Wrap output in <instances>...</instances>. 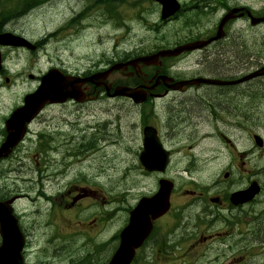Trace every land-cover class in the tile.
Masks as SVG:
<instances>
[{
  "label": "rangeland",
  "instance_id": "374dc122",
  "mask_svg": "<svg viewBox=\"0 0 264 264\" xmlns=\"http://www.w3.org/2000/svg\"><path fill=\"white\" fill-rule=\"evenodd\" d=\"M184 2L185 7L191 4V0H184ZM227 2L230 5L248 4L257 13L264 8V0H227ZM87 4L88 1L82 2V0L30 1L24 10H20L21 7L15 9L10 5H0V23H6L8 28H16L31 37H39L45 34L46 29L52 24L59 25L66 17L71 16L70 13L76 8L77 13H83V17L79 20L75 19L74 26L67 30L73 32L64 37L62 52L58 54L67 67L84 71L96 57H103V53H109L111 48H132L136 43L144 42L143 48L147 50V54H151L164 47H174L199 38L202 35L211 33L210 30L217 25L223 14L220 10L215 12L216 6H214V12L205 11L198 14L194 13L197 10V8H194V12L184 10L177 16L163 21L157 3L143 0H125L122 6L119 7L117 16L121 19L117 22L107 12H104V8L100 9V6H95L94 2L89 11L95 10L96 14L89 17L86 13ZM140 12L145 13L147 16L144 21L139 18ZM79 21L87 24H84V27H78L80 25ZM229 30L231 34L229 43L228 41H222L209 50L197 51L173 59L172 74L176 76V69L189 68L184 74L187 78L198 74L212 76V73L219 76L237 77L256 68V66L245 62L249 57L264 62V24L254 27L249 19H239L229 25ZM107 32H115V38L106 40L104 36ZM117 38L119 41L116 40ZM57 43L59 44V42ZM11 53L12 63H10V68L25 74L27 71L22 69L24 63L17 59L15 52L11 51ZM117 54L124 56L123 51H117ZM111 78L115 80L121 77L113 74ZM10 88L0 90V120L9 113L15 104L21 101L24 93L31 90L29 87L17 91L12 90L13 86H10ZM251 89L256 91L257 97H254L255 94ZM192 90L186 94L172 93L165 100L150 103L145 108L146 111L142 117L140 109L144 107L135 106L125 98L101 101L83 107L75 104L65 107L55 105L49 107L33 123L32 130H79L77 128L91 130L89 128L91 124L106 122L107 127L103 125L101 129L111 130L109 132L110 137L104 140L106 149L91 154L85 160L80 158L81 161L72 163L63 177L62 187L74 181L72 178L80 173L89 176L95 180L97 186L102 185L109 190L108 194L111 195L112 201L108 202L106 200L102 204H95L93 207H96V209L91 210L88 214L93 216L95 210L97 212L103 210L110 214L108 210L121 206L124 209L129 207L141 189L138 150L136 149L138 142L135 143L136 148L127 150L129 148V138L135 139L137 130H141V118L145 117L147 121L155 125L157 118H160L162 126L167 124L173 128L174 141L179 149L181 146L188 144L210 148L217 142L219 129L217 122L213 120L219 110V102L223 101V96L228 99L226 95L228 93L233 94L236 89H229L225 94L218 93L219 88L212 86ZM247 92H250V95L255 98V101L251 102L253 106L249 105V101H244L249 102L244 106H242L244 102L234 105L233 102L227 101L225 105L231 111L248 114L249 127H247V130H256L264 135V98H260V96H264V85L251 86ZM203 96H206L207 101H203ZM215 96H218L217 100L213 99L211 101V98ZM246 96H249V93H246ZM245 99L242 98V100ZM209 102L212 103L211 107ZM209 113L213 114V117ZM77 121L80 122V127H77ZM232 130H241V128L235 126L232 127ZM208 131L214 133L213 137L205 135ZM55 137L57 138L56 135ZM81 138L80 131H74L73 135H70V141L73 145H76V142H79ZM240 142H243L242 138H240ZM251 168L257 169L258 177L264 180V156L261 155L259 150L255 152ZM181 169L182 165L177 164L175 170L178 181L184 180L183 175L180 174ZM171 175H175V171H172ZM32 176L31 172L22 170L17 178L20 182L17 184L11 183L10 185H30ZM128 176H130V183L127 182ZM195 176L199 177L200 180L203 179L201 173H196L193 177ZM145 182L146 190L156 189V176L145 179ZM133 183H137V185L130 188L128 194H124V188L131 186ZM75 188V186L69 187L63 191L68 193V198H71L70 196L73 198L78 196V191ZM58 189H60L58 184L45 186V191L49 194H54ZM5 190V188L0 190V194L10 195V192ZM85 201L91 204L92 199H80L78 204H83ZM21 202L25 217L28 220L30 219L33 225L31 259L44 262L49 260L47 264H52L53 261L50 259L55 254H59L62 258L60 264H65L66 256L61 255L58 251L59 249L70 250L69 247L65 246L68 239L63 234V221L54 222L50 233L47 224L44 223L45 219L50 220L51 203H47L43 199L34 202ZM118 217L119 214L111 222L112 230L108 231V236L115 235L121 228V225H118ZM260 227L255 241L246 240L238 243L246 248V251L242 253V257L223 261V256H221L216 261L210 262L211 258L230 250L231 246L236 244L234 238L242 235L240 233L244 232L245 226L234 228L230 235L221 234L216 236L209 243L207 249L195 245L187 249L186 252L183 250L184 253L181 254L182 259L185 261L183 264H195L200 258H203L208 264H230L232 261L233 264H264V228L263 226ZM218 228L215 223L212 230L215 231ZM75 230L76 227L73 226L68 231L69 241L73 243L76 249L75 259L80 264H92V257L82 252V246ZM89 234L91 235V241H93V233L89 231ZM50 235L60 238V241L53 242L50 240L48 243L47 237ZM103 237L104 235H101L97 239ZM254 237L252 236V238ZM40 244H51V246L48 250H40ZM203 253H205V256H202ZM107 258L108 255L106 257L97 255L93 263L104 264L103 260L107 261Z\"/></svg>",
  "mask_w": 264,
  "mask_h": 264
},
{
  "label": "flooded vegetation",
  "instance_id": "af4514ba",
  "mask_svg": "<svg viewBox=\"0 0 264 264\" xmlns=\"http://www.w3.org/2000/svg\"><path fill=\"white\" fill-rule=\"evenodd\" d=\"M228 43L230 42V37L226 39ZM28 52V51H26ZM139 56L130 55L121 58V62L126 63L123 65V69L119 71L126 79L125 85L129 87L140 88L141 90H146L148 94V99L146 104L152 101H162L168 98L172 93H189L192 89H195L194 86H189L187 89L174 90L164 83V81L154 79L153 77H158L161 75H170L167 71L170 69L165 64L161 68L157 67H148L142 62H136ZM135 60V61H133ZM136 62V63H134ZM245 62L256 66L252 71L260 68L262 65L261 60L256 58L249 57ZM123 63V64H124ZM134 63V64H133ZM133 64V65H132ZM29 67H33V63H29ZM251 71V72H252ZM248 73V72H246ZM244 73V74H246ZM242 74V75H244ZM212 76L220 79L233 80L234 76L226 77L219 76L216 74H211ZM239 75L237 77H240ZM29 80L35 86L39 83L40 75H30ZM236 77V78H237ZM186 79V78H181ZM121 81L119 79L112 80V84L115 86L117 82ZM110 82V80H109ZM157 82L153 89H147L146 86L152 85V83ZM233 81H228L226 85H220L218 93L225 94L229 89H236L233 94L228 93L225 98L223 96V101L219 102L218 105V116L217 124L219 129V150L217 153H212L208 155L206 160L220 163L224 168L212 176L210 183H207L202 187L196 182H189L190 187H183V190H176L172 193L170 197L171 208L168 210L167 214L163 213L158 217L150 219L154 225L153 232L148 237L149 240L147 243L142 244L141 248L137 250L136 257L132 264H177V262L185 263L182 259L181 254L186 252L187 249L192 248L195 245H200L204 249L209 247V243L215 239L216 236L221 235L220 231L212 230L213 225L216 223L217 226L225 223L226 225L230 224V220L235 221L236 223L243 222L246 223L251 219L253 221H262L264 222V183L260 182L262 185V192L260 195L253 197L251 199H242L234 200L232 194L236 191H241L247 189L253 181L258 180L256 176V169L251 168L252 159L255 157L256 146L254 142V135L256 130H232L233 126H240L242 121L243 125L249 127L248 114H241L236 111H231L225 105V102H233V104H239L240 102L249 101L251 106L252 101H255L254 97H257V93L254 89H251L255 94L254 97L250 95V92H247L251 86H257L259 84L264 85V76L254 78L249 81H244L243 83L238 84L232 83ZM236 84V85H235ZM98 91V90H97ZM246 93H249V96H246ZM98 96L96 100H99L103 95L97 93ZM218 97V96H217ZM217 97H212L211 99L217 100ZM242 98H246L242 100ZM129 100H132L128 98ZM211 100V101H212ZM249 102L242 103V106L248 104ZM211 103V102H209ZM55 105H48L47 108ZM211 107V104H209ZM185 108V107H184ZM251 109V108H250ZM231 114L235 119H231V123L227 118L226 114ZM161 121V120H160ZM158 122V125H161V122ZM158 130L155 131L154 143L155 145H162L164 149L168 152L167 156L169 158V169L165 172L167 175L170 172L171 166L179 160V155L183 153V156H188V162L198 165L197 154L192 153L194 145L181 146L182 149L177 148L174 141L175 133L173 128L165 124L161 128L157 127ZM7 130L3 127V124L0 125V148L4 143ZM28 130L27 135L24 141L15 149L14 153L11 156H14L17 152V149L20 150L22 156L25 155V150L31 146L34 142V139L43 145V147L49 146L54 152L53 159L48 160V165L52 169L56 167V156L55 153H61L63 150L72 145L70 137L67 135L65 130ZM56 134L57 139L61 142V145L57 147L56 145ZM145 130H137L136 138L130 139L129 146L132 147V144L137 143L139 145V150H142L144 141H145ZM101 139L102 136L98 135ZM242 138V143L240 142ZM93 142L97 143L96 139H92ZM80 141L83 142V146H92L86 138H81ZM248 147V148H246ZM78 152H82L81 149H75ZM165 152L159 151L158 162H162ZM7 156L2 157L0 160L6 161ZM38 160V159H37ZM37 164V163H36ZM38 165V164H37ZM46 166V163H45ZM56 170V169H55ZM186 170L193 172L191 166L186 167ZM147 174H154L161 176L160 172H153ZM228 174V175H227ZM260 181V180H258ZM81 193H88L87 188H79ZM181 229V235L176 234V230ZM185 250L184 252H182ZM231 253L223 252L222 254L216 255L215 257L222 258L225 260L237 259L243 256V252L246 251L245 246L239 244L232 245ZM112 256V255H111ZM110 256V257H111ZM205 256V253L202 254ZM203 259V258H200ZM226 264V263H222ZM233 264V261L230 263Z\"/></svg>",
  "mask_w": 264,
  "mask_h": 264
},
{
  "label": "water",
  "instance_id": "95a60500",
  "mask_svg": "<svg viewBox=\"0 0 264 264\" xmlns=\"http://www.w3.org/2000/svg\"><path fill=\"white\" fill-rule=\"evenodd\" d=\"M163 6V18H167L173 15L178 9L179 4L176 0H157ZM242 9L235 8L231 10L221 21L217 35L211 37L208 40H201L196 43L187 44L180 46L174 50L161 51L158 54L146 56L140 60L144 61L147 64H156L157 59L160 56H178L184 51L194 50L197 48H203L209 45L214 40H218L225 35L224 26L231 19L236 17V13ZM240 15H243L241 13ZM264 21V18H254L252 23L254 25ZM10 44H22L18 43L15 38L11 37H0V43L6 42ZM256 74H264V68L257 72ZM165 78L164 81L173 82L170 78ZM89 78L85 80H80L73 77H64L62 74L53 78L51 82L47 79H43V84L35 95L31 97V100L26 101V105L17 109L12 115L11 119L8 121V129L10 134L6 145L1 150V154H8L9 148L14 146L21 138L22 133L26 130V125L30 122L35 115L39 113V110L46 102H63L66 99L75 98L79 101H83L85 96L79 91L80 85L84 81H88ZM96 80V79H95ZM201 83H211V84H221L224 83L216 79H207V78H194L186 81H180L173 84L171 87L174 89H180L185 85L189 84H201ZM114 95H121L133 98L136 102L144 101V97L141 95L140 91L137 88H128V87H118ZM145 130H154L151 127H147ZM258 143L261 145L262 141L258 137ZM152 149L146 146V149L142 155V159L145 165L154 170V166L151 163L152 157L150 153ZM171 186H166V183L162 182V187L157 195L152 198H144L133 212V221L132 227L136 226V217L139 212L144 209H160L165 208L168 205V198L170 194ZM258 191L257 185H253L251 189L247 192L254 193ZM166 201V202H165ZM10 210L6 204L0 203V231L3 235V243L0 246V264H18L17 259L20 255V252L23 247V238L18 227L17 221L12 219L10 215ZM134 247V243L124 244L123 248L120 249V252L115 256L113 264H128L131 259L130 254L127 253L128 250H131Z\"/></svg>",
  "mask_w": 264,
  "mask_h": 264
},
{
  "label": "trees",
  "instance_id": "16d2710c",
  "mask_svg": "<svg viewBox=\"0 0 264 264\" xmlns=\"http://www.w3.org/2000/svg\"><path fill=\"white\" fill-rule=\"evenodd\" d=\"M30 1L40 2L42 0H0V5L24 6L28 5Z\"/></svg>",
  "mask_w": 264,
  "mask_h": 264
},
{
  "label": "bare ground",
  "instance_id": "6f19581e",
  "mask_svg": "<svg viewBox=\"0 0 264 264\" xmlns=\"http://www.w3.org/2000/svg\"><path fill=\"white\" fill-rule=\"evenodd\" d=\"M77 9L76 8H74L73 9V11L70 13L71 15L72 14H74V16H73V19L75 20V19H77V20H79V19H81L82 17H83V13H77ZM78 23H80V25H79V27H84V24H87V23H81V21H79ZM123 54L124 55H126V52L125 51H123ZM260 98H264V96H260ZM212 117H213V114H211V113H209ZM201 164H203V161L202 160H198V165H201ZM24 185V184H23Z\"/></svg>",
  "mask_w": 264,
  "mask_h": 264
}]
</instances>
